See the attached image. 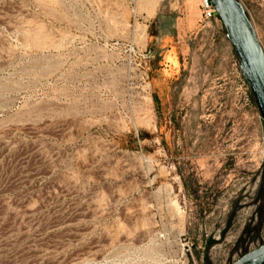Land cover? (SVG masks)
<instances>
[{
    "label": "rangeland",
    "instance_id": "374dc122",
    "mask_svg": "<svg viewBox=\"0 0 264 264\" xmlns=\"http://www.w3.org/2000/svg\"><path fill=\"white\" fill-rule=\"evenodd\" d=\"M238 1L264 52V0ZM263 244L264 122L216 15L0 0V264H232Z\"/></svg>",
    "mask_w": 264,
    "mask_h": 264
},
{
    "label": "water",
    "instance_id": "95a60500",
    "mask_svg": "<svg viewBox=\"0 0 264 264\" xmlns=\"http://www.w3.org/2000/svg\"><path fill=\"white\" fill-rule=\"evenodd\" d=\"M239 61L240 73L264 122V52L238 0H209ZM232 264H264V244Z\"/></svg>",
    "mask_w": 264,
    "mask_h": 264
},
{
    "label": "built area",
    "instance_id": "2783aa9c",
    "mask_svg": "<svg viewBox=\"0 0 264 264\" xmlns=\"http://www.w3.org/2000/svg\"><path fill=\"white\" fill-rule=\"evenodd\" d=\"M199 6L205 20H210L215 16V11L209 0H199Z\"/></svg>",
    "mask_w": 264,
    "mask_h": 264
}]
</instances>
